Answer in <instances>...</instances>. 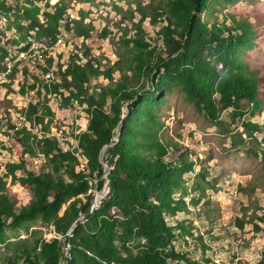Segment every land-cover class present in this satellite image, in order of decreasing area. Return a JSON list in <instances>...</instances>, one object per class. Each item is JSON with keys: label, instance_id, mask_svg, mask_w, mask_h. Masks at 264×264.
<instances>
[{"label": "trees", "instance_id": "trees-1", "mask_svg": "<svg viewBox=\"0 0 264 264\" xmlns=\"http://www.w3.org/2000/svg\"><path fill=\"white\" fill-rule=\"evenodd\" d=\"M208 1L151 0L139 5L135 36L124 41L113 65L102 68L89 53L82 62L83 43L91 29L82 19L70 18L66 3L0 0V10H15L24 37L35 32L38 40L54 46L56 34L65 29L71 37L83 38L77 52H73L74 44L70 45L73 54L68 64L60 62V55L56 71L61 82L44 83L35 76L31 87L44 86V95H61L64 106L75 102L87 105L89 115L87 129L76 135L78 146L65 148L46 122V116L53 115L50 108L44 106L42 112L40 101L29 102L23 113L31 125L13 126L22 157L7 163L5 173L0 171V243L7 240V227L29 230L27 224L32 221L52 225L58 235H64L85 214L65 237L69 250L65 264H200L190 255L175 251L178 225L172 226L166 219L185 204L182 198H175V193L182 188L183 174L192 170L194 163L186 158L187 148L159 137L154 128L155 109L177 84L211 121H217L229 108H234L235 117H241L243 100L256 107L262 102L258 73L236 59L240 49L251 44L254 28L246 20L209 25L201 17ZM19 20L28 25H19ZM145 22L152 35L142 26ZM107 33L105 29L102 34ZM6 57L8 51L0 46V69ZM21 69L29 71L28 66L18 63L10 78ZM101 76L108 83L91 85ZM38 94H42L40 90ZM127 108L130 111L126 115ZM243 124L258 128L257 123ZM39 125L42 133L32 130ZM109 144L113 145L103 160L110 170L101 178L105 171L101 151ZM40 154L47 159L49 169L28 168L24 156ZM16 183L28 191V203L21 204ZM96 190L99 195L95 198ZM244 224L237 219L240 228ZM179 228L180 233L190 232L182 225ZM62 254L59 237L47 239L35 233L6 261L60 264ZM256 264H264V258Z\"/></svg>", "mask_w": 264, "mask_h": 264}, {"label": "rangeland", "instance_id": "rangeland-1", "mask_svg": "<svg viewBox=\"0 0 264 264\" xmlns=\"http://www.w3.org/2000/svg\"><path fill=\"white\" fill-rule=\"evenodd\" d=\"M61 1L66 3L70 18L82 19L85 27L91 29L83 47V38L72 42L73 52L82 47V62H86L85 53H89L102 68H106L117 60L118 52L124 49V41L135 36L139 21L137 7L151 0H50V4ZM208 5L201 17L209 25H230L233 20H246L254 28L251 44L241 48L236 59L246 69L258 73L262 102L256 107L243 100L240 110L244 114L241 117H235L234 108H229L221 113L217 121H211L189 99L183 86L173 85L164 94L163 103L155 109L154 128L164 141L187 148L186 158L194 163L192 170L183 174L182 188L175 193V198H182L185 204L175 216L167 214L166 219L170 225H178L173 242L176 252L186 253L200 264H237L239 261L256 264L264 258V0H209ZM25 25L28 24L21 26ZM142 26L152 35L147 22ZM105 29L108 33L103 35ZM27 39L22 38L23 45ZM17 51V47H13L8 58L14 57ZM57 51L65 54H61V62L68 64L73 54L71 48L58 46ZM19 63L28 66L29 71L21 69L10 78L8 75L2 77L0 69L2 173L6 172L7 163L18 162L22 157L13 126L31 125L29 121L25 122L23 113L30 101H40L42 112L44 106L50 108L53 115L46 116V122L48 120L51 133L61 138L65 148L69 144L72 148L78 146L76 135L86 130L89 122L87 105L80 106L75 102L64 106L61 95L31 94L35 66L28 56ZM100 82L108 83L101 76L94 78L91 85ZM244 122L257 123L258 128L245 127ZM40 129L41 125L32 127L33 131L42 133ZM24 158L30 169L39 171L42 166L49 169L42 154L37 157L26 155ZM80 158L86 163L84 156L80 155ZM8 180L10 182V178ZM14 189L21 204L29 202L25 188L16 183ZM237 219L245 222L243 228L237 225ZM180 225L190 232L180 233ZM27 226L29 230L6 228L7 240L0 243V264H9L7 256L20 252L23 241L32 239L35 233L47 239L61 237L54 226L41 221L28 222Z\"/></svg>", "mask_w": 264, "mask_h": 264}, {"label": "bare ground", "instance_id": "bare-ground-1", "mask_svg": "<svg viewBox=\"0 0 264 264\" xmlns=\"http://www.w3.org/2000/svg\"><path fill=\"white\" fill-rule=\"evenodd\" d=\"M0 19H1V21H0V32H7V31H14L15 30V32L22 33V28L17 25L18 22L16 20L15 12H13V10L11 13H7V12L0 10ZM19 22H20L19 25L28 24V22H26L25 20H21V21L19 20ZM60 34L61 35H68V33L65 31V29H61ZM35 35L36 34L34 32L29 33V35L26 36L28 39L26 40L25 45H23V43L21 42L22 39L20 41H14V42L7 43V44L0 42V46L4 47L8 51V57L12 53L13 47L16 46L17 50H18L15 53L14 57H11V56H10V58L6 57V58H8L7 59L8 62H6L5 65L7 63H9L10 61H12V66L10 69H8L5 76H7V75L11 76V74L13 73V70H14V66L16 64H18L19 62H22L24 59H26V56L29 57L31 64H34V62L37 61V50H30V48H33L35 46V44H43V45H48V44L38 40ZM73 41H75V40H58L57 43L54 44V46H51L49 48V55L47 57H45V59H44V66H49V74L52 77V79H50V81L61 82V77L57 74V73H59V72H57L58 71L57 70L58 69L57 59L60 58V55L63 53L57 51V47L58 46H61L62 48L63 47H70V45L72 44ZM34 53L36 55H34ZM63 55L65 56V54H63ZM50 59H52L53 61H51ZM60 62H59V64H60Z\"/></svg>", "mask_w": 264, "mask_h": 264}, {"label": "built area", "instance_id": "built-area-1", "mask_svg": "<svg viewBox=\"0 0 264 264\" xmlns=\"http://www.w3.org/2000/svg\"><path fill=\"white\" fill-rule=\"evenodd\" d=\"M1 21V19H0ZM45 22L44 20H41ZM22 38H25L22 33H18L14 31H7V32H0V42L1 43H11L14 41H20ZM58 40H76V37H71L70 34L68 35H61L60 32L56 34V41ZM51 45H43V44H35L33 48L30 50H37V61L34 62L35 65V72L34 77L37 76L40 78L44 83H49L50 79H52L51 75L49 74V66H44V59L49 55V48ZM12 63H7V65H1L2 67V77H5L8 69H10ZM33 82H35L33 80ZM46 93L43 87L36 85L31 92L38 93V91ZM64 90V89H62Z\"/></svg>", "mask_w": 264, "mask_h": 264}, {"label": "water", "instance_id": "water-1", "mask_svg": "<svg viewBox=\"0 0 264 264\" xmlns=\"http://www.w3.org/2000/svg\"><path fill=\"white\" fill-rule=\"evenodd\" d=\"M129 111H130V109L127 108V113H126V115L129 113ZM126 115H125L124 117H126ZM122 125H123V121H121V124H120V127H119V133H118V134H120V130H121V128H122ZM112 145H113V144L106 145V146L102 149V151H101V160H102V162H103L104 170H105V171H104V175H103L101 178L107 176L108 173H109L110 167H109L108 162H105V161L103 160V154H104V152H106V151H107ZM101 178H99V180H100ZM99 180H98V181H99ZM98 181H97V183H98ZM98 195H99V192L96 190V192H95V198H96ZM95 203H96V199L93 200L92 210L94 209ZM84 216H85V214L82 215V216H80L79 218H77L76 221L74 222L73 226L67 231V233L64 234V235H61L60 239H61V241H62V245H63V254H62L61 259H60V264H65V262H66V260H67L68 248H67V246H66V244H65V237H66V235L71 234V232L73 231L74 227L79 223V221H80Z\"/></svg>", "mask_w": 264, "mask_h": 264}]
</instances>
